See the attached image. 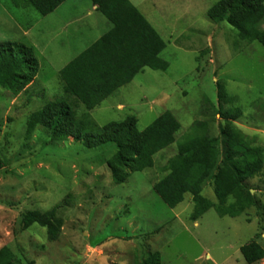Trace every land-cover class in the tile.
Wrapping results in <instances>:
<instances>
[{
    "label": "rangeland",
    "instance_id": "obj_1",
    "mask_svg": "<svg viewBox=\"0 0 264 264\" xmlns=\"http://www.w3.org/2000/svg\"><path fill=\"white\" fill-rule=\"evenodd\" d=\"M218 1L145 4L166 43L161 58L167 70L141 73L133 88L105 100L90 117L102 127L133 115L142 131L169 112L180 128L151 169L131 174L121 185L112 183L107 168L114 145L89 150L71 138L54 140L41 126L27 133L31 116L63 97L45 62H38L25 92L14 96L0 87V249L9 248L21 264H142L150 259L155 264H246L239 247L264 233V164L245 183L257 205L236 218L210 209L193 222L191 195L170 209L152 190L185 136L204 132L220 141L223 114L236 109L241 116L234 127L264 153V46L239 41L226 22H211L206 13ZM38 16L32 7L0 0V42L26 45L19 28ZM119 103L122 110L115 108ZM201 194L217 204L213 179ZM51 210L55 241L36 224L24 228L26 213ZM258 242L264 247V240Z\"/></svg>",
    "mask_w": 264,
    "mask_h": 264
},
{
    "label": "trees",
    "instance_id": "obj_2",
    "mask_svg": "<svg viewBox=\"0 0 264 264\" xmlns=\"http://www.w3.org/2000/svg\"><path fill=\"white\" fill-rule=\"evenodd\" d=\"M66 0H12L16 8L32 7L40 17L52 13ZM98 10L119 27L122 18L132 16L139 20L149 35L148 62H136L123 79L115 80L114 62H84L93 48L70 62L60 71L64 82V96L47 103L34 113L29 121L30 133L35 126L49 131L54 140L71 138L83 143L89 150L114 145L115 154L107 162L112 183L121 185L133 173L151 169L154 157L175 143L179 123L169 112H164L142 131L137 129L135 116L120 122L98 127L90 112L101 105L119 87L130 83L143 68L166 71L168 64L160 55L166 44L156 31L143 19L128 0H90ZM213 23L226 22L239 41L264 46V0H219L206 13ZM132 64L134 62H122ZM38 60L31 46L0 42V87L11 95L25 92L38 73ZM225 99V95L222 96ZM85 109L80 114L79 110ZM241 116L239 109L223 114L225 126L221 140L206 133L185 136L177 145L176 155L168 161L167 174L156 182L152 190L170 209L191 195L193 211L190 220L196 222L204 213L213 209L219 217L236 218L257 205L247 189L248 179L258 175L264 164L261 149L250 146L246 138L234 127L233 121ZM195 127L204 129L202 123ZM213 179L217 204L205 199L201 192L204 184ZM24 228L38 225L46 229L48 239L55 241L58 230L54 225V210L44 214L28 212L22 218ZM258 236L242 246L239 252L246 264H255L264 258V250L256 242ZM0 264H21L7 247L0 249ZM142 264H155V259Z\"/></svg>",
    "mask_w": 264,
    "mask_h": 264
},
{
    "label": "crops",
    "instance_id": "obj_3",
    "mask_svg": "<svg viewBox=\"0 0 264 264\" xmlns=\"http://www.w3.org/2000/svg\"><path fill=\"white\" fill-rule=\"evenodd\" d=\"M128 1L162 39L157 18L149 12L150 8L145 7L148 0ZM19 32L20 39L35 50L38 62H45L54 72L63 96L64 82L60 71L92 48L84 62H114L117 64L114 67L116 81L130 73L136 62L149 61V35L139 20L124 17L117 29L90 0H66L49 15L38 16L26 27L19 28ZM146 70L148 68L141 69L130 83L116 89L106 100L133 88L136 77ZM115 108L122 110L124 106L119 103ZM259 238L264 240V233ZM258 239L256 242L260 245ZM260 247L264 250L263 246ZM255 264H264V258Z\"/></svg>",
    "mask_w": 264,
    "mask_h": 264
}]
</instances>
